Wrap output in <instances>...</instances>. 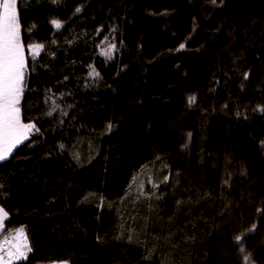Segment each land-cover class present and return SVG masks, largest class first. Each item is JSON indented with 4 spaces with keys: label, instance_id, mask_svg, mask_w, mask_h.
<instances>
[{
    "label": "trees",
    "instance_id": "1",
    "mask_svg": "<svg viewBox=\"0 0 264 264\" xmlns=\"http://www.w3.org/2000/svg\"><path fill=\"white\" fill-rule=\"evenodd\" d=\"M219 4L18 0L21 119L40 132L0 164V237L24 226L32 247L15 264H264V0ZM31 42L45 45L35 58ZM158 163L154 240L122 244L113 209Z\"/></svg>",
    "mask_w": 264,
    "mask_h": 264
},
{
    "label": "snow or ice",
    "instance_id": "2",
    "mask_svg": "<svg viewBox=\"0 0 264 264\" xmlns=\"http://www.w3.org/2000/svg\"><path fill=\"white\" fill-rule=\"evenodd\" d=\"M27 3V0H24ZM52 3H57L58 0H51ZM215 4L216 0H212ZM224 0H220L219 6L222 7ZM82 7L75 9L76 13H80ZM52 24L57 29L62 27L59 21L53 20ZM102 31V28L97 29V32ZM107 40V37L104 38ZM55 43V41H53ZM45 45L35 44L29 45L28 51L33 58L40 55ZM185 44L181 43L177 51L184 49ZM118 48L115 43H111L107 48L103 49L101 54L105 56L109 61L114 59V52H117ZM53 55H55L53 53ZM27 66V57L24 52V45L21 42V25L18 20V0H0V164H3L14 156V150L21 145L25 147L31 146V144H25V141H29L31 135L39 133L40 129L37 127V122L24 123L21 119V106L20 101L24 92V79L25 69ZM90 76L99 77V73L95 68L89 73ZM67 79V77H65ZM249 79V72L243 74V80ZM243 88V85H241ZM51 91V90H49ZM63 95V94H61ZM50 99V97H49ZM197 97L195 94L188 96L187 102L191 106L196 103ZM227 107V105H225ZM59 105L53 101V107L46 113L47 116H52L57 111ZM256 111L264 113V106H257ZM62 115H67L66 112H61ZM240 113L237 111V116ZM63 122V121H61ZM109 131L112 129V124L107 125ZM191 137V133L188 134ZM261 145L264 146V141H261ZM61 148L64 145H60ZM185 148L187 145L184 146ZM78 158V157H76ZM159 159V157H157ZM168 177H164V182L167 184ZM136 178H133L135 183ZM227 183V181H225ZM4 186L0 184V188ZM131 188L132 185L130 184ZM153 187H159V185H153ZM127 195V193H126ZM154 193H146L144 191V184H139L138 198L143 196L145 198H151ZM5 193L0 192V197H4ZM87 200V197L85 198ZM180 203L179 201L177 202ZM258 213L264 214V209H257ZM9 218V212L5 210V207L0 204V232L5 229V220ZM256 225H253L255 230ZM128 240H132V236L129 235ZM242 239L241 236L236 237V241L239 242ZM7 245V247H5ZM244 249L241 248V252ZM32 252V247L28 242V237L25 231V227L21 226L9 232L5 235L3 240L0 241V264H15L16 261H27L28 255ZM244 261L249 260V256L243 257ZM62 264H68V261H63Z\"/></svg>",
    "mask_w": 264,
    "mask_h": 264
},
{
    "label": "rangeland",
    "instance_id": "3",
    "mask_svg": "<svg viewBox=\"0 0 264 264\" xmlns=\"http://www.w3.org/2000/svg\"><path fill=\"white\" fill-rule=\"evenodd\" d=\"M53 20L56 19H52L51 21ZM35 44H42V43L31 42L29 45H35ZM24 52L26 56L25 47H24ZM28 54L31 56L29 51ZM23 122L29 123L26 121ZM165 176H167V168L162 163H158L155 165L151 164L145 167L143 170L136 173V175L134 176L136 178L135 183H133V180L131 179L132 182L130 184L132 185V187L131 188L128 187L124 196L119 200V207L123 206L122 210L125 211V214L123 215V217L122 215L119 214L118 212L119 210L116 209L118 207V203H117V207L113 209V212L116 215V220H117L115 224V229H116L115 236L119 241L122 242V244L128 243L133 246L136 245L138 247L143 248L146 244L151 243L154 240L153 239L154 236L149 237V240L146 239L145 235L143 236V233L149 232L151 235L155 233L154 227L152 228V230H150V225H153L151 222L152 213L150 211L151 210L150 201L156 202L158 200V194H157L158 189L157 187H153V185H159L162 181H164ZM141 182H143L144 184V191L146 193H150V194L154 193V195H151L150 199L145 198L143 196H140L138 198L139 184ZM129 235L132 236L131 241H129L127 238ZM4 236L0 237V241L3 240ZM5 247H7V245H5ZM63 261H67V260H63ZM63 261H58L54 263L62 264Z\"/></svg>",
    "mask_w": 264,
    "mask_h": 264
},
{
    "label": "crops",
    "instance_id": "4",
    "mask_svg": "<svg viewBox=\"0 0 264 264\" xmlns=\"http://www.w3.org/2000/svg\"><path fill=\"white\" fill-rule=\"evenodd\" d=\"M52 264H55L54 262Z\"/></svg>",
    "mask_w": 264,
    "mask_h": 264
}]
</instances>
